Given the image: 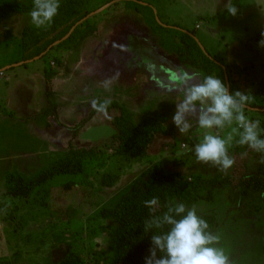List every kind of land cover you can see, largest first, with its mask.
Instances as JSON below:
<instances>
[{
  "label": "rangeland",
  "instance_id": "374dc122",
  "mask_svg": "<svg viewBox=\"0 0 264 264\" xmlns=\"http://www.w3.org/2000/svg\"><path fill=\"white\" fill-rule=\"evenodd\" d=\"M12 1L24 5L33 2ZM63 1L60 0V4ZM89 2L95 10L90 18L97 26V34L94 33L95 36L81 47L53 49L49 55L26 65L11 66L32 54L26 47L23 49L22 42L24 30L38 29L32 24L30 14L16 16L0 25V69H5L2 74L0 72V264H60L69 248L65 247L67 243L55 245L54 225L68 236L79 232L85 263L99 264L97 253L105 250L107 230L112 223L98 218V212L113 207L143 171L161 163L168 173H177L186 186H194L200 179L214 180L230 173L232 167L223 172L196 162L194 147L201 141L204 130L198 127L194 117H189L192 127L187 133L180 134L177 130L173 138L160 136L149 156L141 159L115 154L117 131L110 119L120 115L118 109L95 115L77 135L71 130L89 116L93 100L104 102L107 99L118 103L138 122L142 116L157 112L161 103L177 104L182 100L184 85L180 83V77H193L189 84L203 79L196 70L180 64L177 56L164 54L167 59L162 67L161 83L168 84V87L156 88L159 71L154 67L159 57L151 49L149 51V47L157 51L158 38L147 26L146 15L139 14L141 10L137 13L133 4L150 6L164 28L178 27L187 33L196 31V41L224 70L222 82L229 93L241 91L248 94V111L264 119V110L254 108L264 105V48L258 46L264 31V0H233L239 10L235 17L225 10L228 0ZM128 12L134 14L129 16V23L134 27L130 35L143 36L139 44L148 46L146 51L154 65L151 75L142 76L143 58H139L140 64H136L137 75L134 77L130 70L123 68L127 58L122 53L118 54V58H122V71L111 65L114 50L123 44L125 54L127 46L135 44V40L123 38L129 31L125 27ZM117 14L121 16L120 23L123 22L118 32L120 35L118 27L113 30L108 27ZM100 47L102 53L98 52ZM100 54L102 57L106 54L108 60H100ZM47 74L51 75L50 83ZM106 82L107 88L104 86ZM159 89L162 90L158 94ZM50 90L58 103L60 123L50 119V127H46L44 123L28 118L48 106L46 93ZM137 92L145 99H140ZM245 116L250 118L248 114ZM212 131L216 133L215 129ZM230 131L231 128L226 126L220 131L221 137L226 138ZM233 144L234 140L228 149L230 157ZM94 147L102 160L106 155V166L101 169L96 163L88 172L90 179L79 183L73 190L66 192L61 181H54L39 188L29 199L7 194L10 175L27 179L70 149L89 151ZM257 162L254 158L248 159V176L256 174ZM106 174L116 178L111 187L102 185ZM252 197L242 200L237 189L206 187L199 191L197 202L186 207L195 206L201 218L216 216L214 235L219 240L212 246L224 250L229 264H264V191Z\"/></svg>",
  "mask_w": 264,
  "mask_h": 264
},
{
  "label": "trees",
  "instance_id": "16d2710c",
  "mask_svg": "<svg viewBox=\"0 0 264 264\" xmlns=\"http://www.w3.org/2000/svg\"><path fill=\"white\" fill-rule=\"evenodd\" d=\"M133 6L137 13L141 10L139 14L146 15V24L153 36L158 38V46L162 50L176 55L180 64L196 70L203 78L212 75L224 80V70L220 63L196 41V31L186 33L184 30L177 29L178 27L164 28L157 22L150 6L136 4ZM32 9L33 2L24 5L12 0H0V25L15 16L30 14ZM94 12L89 0H64L50 26L41 29L28 28L23 31V49L26 47L32 54L30 57H22L21 61H31L44 53V56H47L53 49L60 47H78L87 37L98 31L96 24L91 23L90 16ZM69 34L70 36L63 40ZM57 42L60 43L55 46ZM46 77L50 83L51 75L47 74ZM46 94L48 106L34 116L32 121L39 124L44 123L46 127H50L49 121L59 122L58 103L53 91L50 90ZM97 103H103V101ZM254 108L264 110V105ZM112 109L120 110V115L110 119V124L117 131L115 138L117 156L132 159L147 157L154 142L160 136L173 138L177 134V128L172 122L176 111V104L173 102L161 103L157 112L153 115L142 116L138 122H135L132 114L122 109L118 103H110L103 113L92 108L89 116L82 119L71 130L74 131V135H77L88 125L92 117L108 113ZM244 114H248L251 121L259 120V127L264 130L263 118L249 112L247 107ZM260 138L264 139V131H261ZM238 139V136L234 137L230 152L234 160L230 173L214 180L200 179L194 186H186L180 181L177 173H168L161 163L143 171L113 207H105L98 212V218L112 223V227L107 230L106 234V248L103 252L97 253L98 263L145 264V258L150 255L149 249L152 247V235L167 232L169 226L165 225L162 229L153 228L146 233L144 222L153 216L162 217L169 204L183 203L186 207L195 204L199 199V191L206 187L237 189L242 195V200L252 197L259 191H264V153L256 152L247 145L240 146L236 143ZM90 150L70 149L63 156L53 159L46 168L27 179L20 175H10L7 179V194L14 198L29 199L39 188L54 181H61V186L66 192L73 190L79 183L90 179L88 172L93 170L96 163L101 169L106 166V155L102 156L103 161L95 147ZM250 158L258 161L257 172L248 176L247 161ZM115 180L116 178L106 174L103 176L102 185L111 187L115 184ZM154 197L159 203L155 212H152L145 206L144 201ZM252 199L255 200V197L253 196ZM202 218L209 225L208 231L214 234L217 229L216 216L206 215ZM53 227L55 245L61 246L67 243L65 247L69 248L68 254L60 264H86L81 234L75 232L68 236L66 232H60L57 225ZM158 255L163 254L158 253Z\"/></svg>",
  "mask_w": 264,
  "mask_h": 264
},
{
  "label": "clouds",
  "instance_id": "9594fccd",
  "mask_svg": "<svg viewBox=\"0 0 264 264\" xmlns=\"http://www.w3.org/2000/svg\"><path fill=\"white\" fill-rule=\"evenodd\" d=\"M59 8L60 0H33L30 12L32 24L37 28L50 26ZM225 10L233 17L239 11L233 0H228ZM261 37L258 46L264 48V31ZM192 79L187 75L180 77V83L184 85L183 98L176 104L172 122L180 134H185L192 127L189 117H194L198 127L204 130L201 141L194 147L196 162L227 172L234 164L228 149L235 136L239 137L236 143L240 146L247 145L256 152L264 153V139L260 138L264 130L259 127L260 121H251L244 114L249 95L241 91L230 94L217 76L209 75L199 83L189 84L188 81ZM104 86L108 87L107 82ZM110 103L107 99L99 104L93 100L92 107L103 113ZM226 126L231 131L226 138H222L220 131ZM214 129L215 134L212 131ZM158 203L155 197L144 201L152 212H155ZM165 225L169 226L167 232L152 235V247L145 264H229V257L224 250L212 246L219 237L208 231L207 221L197 215L195 206L186 208L183 203L169 204L162 217L153 216L144 222V231L162 229Z\"/></svg>",
  "mask_w": 264,
  "mask_h": 264
},
{
  "label": "crops",
  "instance_id": "0c3cea01",
  "mask_svg": "<svg viewBox=\"0 0 264 264\" xmlns=\"http://www.w3.org/2000/svg\"><path fill=\"white\" fill-rule=\"evenodd\" d=\"M119 14V13H118ZM118 14L114 17V19L112 20L111 19V21H110V25H108V27H110L109 29H111V30H113L115 27H118V31H117V33L120 31V29H121V24L123 23V22H121L120 23V21H121V16H118ZM26 15V14H25ZM129 16H134V14L132 13V12H128L127 13V17L125 18L126 20H127V25L125 26V27H127L128 28V32H127V35L126 36H123V38L125 37V38H128V39H132V40H135V44H133L132 46H127V50H126V53L124 54L123 53V50L122 49H124V46H123V44H121L120 45V47H118V49H116V50H114L113 51V60H112V66H116L117 68H120V67H122L121 66V62H120V59H122L121 57H120V59L118 58V54H120V53H122L123 54V56H125L126 58H127V61L126 62H124V64H125V66L123 67L124 69H128V70H130L129 72L131 73V74H133L132 76L134 77V75H137L136 74V72H135V68H137L136 67V64L137 63H139V58H143L144 60H145V64H143V67H144V69H142V76H145V75H147V74H149V75H151L152 74V65H153V63L150 61V59H151V56H149L148 55V52L146 51L147 49H148V46L144 43V44H139V42L141 41V40H143L144 38H143V36H140V35H130V34H133V33H131L132 32V30L134 29V27L129 23ZM16 17V16H15ZM158 22V21H157ZM95 34H97V33H95ZM95 34H92V35H90L89 37H87L79 46L81 47L82 45H85V43L87 42V41H89L90 39H91V37H93V36H95ZM119 34V33H118ZM120 35V34H119ZM130 37V38H129ZM117 37H115L114 39H116ZM137 45V46H136ZM56 46V45H55ZM78 46V47H79ZM158 46V45H157ZM115 47V46H114ZM77 48V47H76ZM150 49L153 51V53L155 54V55H157L159 58H158V62H157V66L156 67H154L155 69H157L159 72H158V79H157V82H158V84H157V86H156V88H160V87H164L165 85L163 84V83H161L162 81H161V77L163 76V72H162V67L163 66H165V61H166V56H164V54H168V53H166L164 50H162L160 47H158V50L156 51V48H151V47H149V51H150ZM104 51H105V49H104ZM98 52H101L102 53V47H100L99 48V50H98ZM146 53V54H145ZM154 54H153V56H154ZM45 55V53L44 54H42L41 56H39V57H37V58H35V59H33V60H38V59H40V58H42L43 56ZM168 55H174V54H168ZM103 55L102 54H100L98 57H100V60L102 59V61L103 60H105V59H107L108 60V56L105 54V56L104 57H102ZM176 56V55H175ZM161 59H163L164 61H161ZM33 60H31V61H33ZM31 61H26V62H19V63H17V64H12L11 66H13V67H18V65H22V64H27L28 62H31ZM140 64V63H139ZM154 66V65H153ZM7 68H10V66H8ZM123 68H120L119 69V72H121L122 71V69ZM5 69H0V71H4ZM168 84H166V86L164 87V88H167L168 86H167ZM7 89H9L10 87L7 85V87H6ZM162 89H159L158 90V94L160 93V91H161ZM136 95L140 98V99H142V100H144L145 99V97H143L141 94H139L138 92L136 93ZM59 116V115H58ZM33 118V117H32ZM32 118H28L29 120L31 119L32 120Z\"/></svg>",
  "mask_w": 264,
  "mask_h": 264
},
{
  "label": "water",
  "instance_id": "95a60500",
  "mask_svg": "<svg viewBox=\"0 0 264 264\" xmlns=\"http://www.w3.org/2000/svg\"><path fill=\"white\" fill-rule=\"evenodd\" d=\"M89 18V17H88ZM80 24V23H79ZM74 30V29H73ZM73 30L70 32V34L73 32ZM187 33V32H186ZM70 34L68 35V36H66L63 40H65V39H67L69 36H70ZM60 42H57L55 45H58Z\"/></svg>",
  "mask_w": 264,
  "mask_h": 264
},
{
  "label": "built area",
  "instance_id": "2783aa9c",
  "mask_svg": "<svg viewBox=\"0 0 264 264\" xmlns=\"http://www.w3.org/2000/svg\"><path fill=\"white\" fill-rule=\"evenodd\" d=\"M1 72V71H0ZM1 74H2V72H1ZM183 147H185L184 145H183Z\"/></svg>",
  "mask_w": 264,
  "mask_h": 264
}]
</instances>
